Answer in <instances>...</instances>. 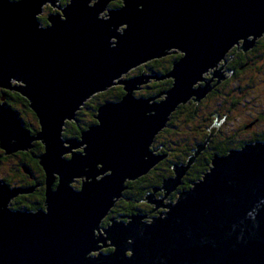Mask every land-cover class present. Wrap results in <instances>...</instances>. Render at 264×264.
<instances>
[{
	"label": "water",
	"instance_id": "obj_1",
	"mask_svg": "<svg viewBox=\"0 0 264 264\" xmlns=\"http://www.w3.org/2000/svg\"><path fill=\"white\" fill-rule=\"evenodd\" d=\"M90 1L0 0V88L24 96L41 128L32 135L3 96L0 148L10 155L39 141L46 175L45 209L37 211L9 208L35 186L10 188L0 179V264H264V140L216 154L202 179L165 203L225 118L142 200L156 204L151 212L165 211L150 222L133 214L100 226L126 182L164 158L151 146L172 112L226 79L233 47L246 52L264 36V0H123L107 9L108 19L100 14L112 0ZM48 4L59 12L44 25L39 16ZM172 48L183 53L164 76L172 86L156 97L135 96L156 76L124 75L177 53H168ZM215 67L211 79L203 76ZM115 84L124 86L121 99L101 104L97 122L80 138L64 139L66 122L88 98ZM79 178L76 189L72 182ZM109 245L111 252L92 254Z\"/></svg>",
	"mask_w": 264,
	"mask_h": 264
},
{
	"label": "rangeland",
	"instance_id": "obj_2",
	"mask_svg": "<svg viewBox=\"0 0 264 264\" xmlns=\"http://www.w3.org/2000/svg\"><path fill=\"white\" fill-rule=\"evenodd\" d=\"M94 2H95V0H91L90 4L93 5ZM117 2H118L117 0H112L109 3L110 8L115 9L112 7V4H118ZM59 4L61 6L65 5V3L63 4V0H61V2L57 3V5H59ZM117 6L118 5H115L116 8L121 7L120 5L118 7ZM55 12H59L58 7H54L52 5L44 6V11L39 17L42 20H43V18H46V21H47V16L49 14L55 13ZM106 12H107V10L105 12H103L101 14V16H104V14ZM47 24H48V22L45 25H47ZM125 27L126 26L124 25L122 28H125ZM122 28H121V30H122ZM262 37H264V36H262ZM262 37H260L257 40L256 44L253 47H251L249 50H247L246 52L243 50H240L241 53H246V54L248 53L249 61H248V64H246V66L243 67L244 70H242L241 73H239L238 75L236 74L237 76L235 77L233 75V73L228 74V71H225V70H227L226 66H225V68H224L225 73L224 74L226 77L230 76L231 77V78L229 77L230 80H227V82L225 84L223 83L224 82V80H223L222 82H220V84L214 86L216 84V79H215V81L212 82V86H214V87L210 90V92L208 93V96L203 98V100L205 102H201V105H200V111L203 112L204 114H207V115L210 112L213 113L214 111L212 109H214L215 107H218V109H216V110L220 111L221 120L225 118V120L220 124L219 129H222L221 132L223 133V135H226V134L230 135L231 133L238 134L239 138L237 139V142L239 144H241L242 147L247 144V142H245L244 140L254 138L255 136H261L262 134H264V57H259L260 51L264 52V49H260L259 52L256 49L259 42H260L259 40ZM113 40H115V39H113ZM236 46L238 47V45H236ZM173 50H175V48L170 49V52ZM229 52L227 53L226 60L230 59L231 55L229 54ZM163 57H168V56L165 55ZM156 59H158V58H155V59L149 60L147 62L141 63L140 64L141 66L138 65L139 67L134 69V71L137 72V74L143 73V72L145 74H148L149 70L146 69L148 67L147 65L150 63L151 64L155 63L154 60H156ZM163 59H165V58H163ZM233 59H234V57L232 55V58L229 61H227L226 64L231 63V61H233ZM224 60H225V58L223 60H221L218 67H220V65L224 63ZM161 64H163V62H161L159 64V67ZM214 70H216V67L210 68V70H208L207 72H204L203 76L206 78L207 76H209L210 71L213 72ZM133 74H135V73H133ZM129 75H128L129 77H127V78H131L132 74H129ZM209 79H211V77ZM238 80L241 81L239 86H237ZM230 87H232L231 91H229ZM3 90H5V89H3ZM217 90L221 91V93H219L218 95H217ZM141 91H142V93L140 91L136 90L135 96L140 97L142 94H148L149 95V94H151V92L153 90H145V88H144ZM104 93L96 95L94 103L92 102L91 105L96 106V103H98L100 100L102 102ZM160 93L161 92H158L157 95H159ZM110 95H112V92H108V94L105 95L104 98H109L108 96H110ZM156 96L150 95L149 97H156ZM192 99H194V98H192ZM89 100H91V98L88 99L85 103H90V102H88ZM156 100L160 101L158 98ZM2 102L3 101L1 100V103ZM85 103H84V105H85ZM84 105H82V107ZM95 106H93V107H95ZM17 107H18L17 111L20 113V117L26 123H28V125H30V127L33 129V130L30 129L31 134H36L38 130L40 131L41 128H39V123H38L37 117L34 116L31 111L27 110V108L24 107L23 105L18 104ZM21 111H23V112H21ZM79 111L80 110H78V112ZM79 118H81L80 120H81L82 125H84V123H90L94 119L93 114L86 112V110L83 112V115L80 116ZM182 118H183L182 116H181V118L180 117L174 118L175 120L174 119L173 120L175 122L172 120L173 121L172 126L179 125L181 128L183 127L182 129L171 130L170 128L167 129L168 126H166L161 131H164L165 129H167V131L162 132V135L160 134V132H161L160 131L156 135V136H158V135L160 136L157 138L160 141V142H157L158 144H160V145L164 144V141L167 140L166 136L167 137L170 136L169 139L174 141L175 139H180V138L181 139H187L192 133L195 132V130H196L195 123H188L187 124V128H189L190 130L186 129L185 126H183L184 123L182 126L180 125L182 123L181 122ZM215 119L216 120H214V123L220 122L219 117H216ZM251 122H256L253 125V128L246 129L245 125H247L248 123H251ZM168 123H169V121H168ZM214 123H213V125H214ZM70 133H71L70 126L69 125L67 126V122H66V125L64 126L63 132H62L63 138L67 139L69 136H71ZM254 133H256V134H254ZM257 134H259V135H257ZM74 138H80V136L74 137ZM38 142L39 141H37V142L34 141L33 142L34 148L30 149L29 151H18L16 153L10 154V155H6L5 151L0 148V179H3L5 183H8L10 188L21 187L23 184L27 183L28 181H31L28 177H26V176L24 177V174L26 171L22 170L20 165H21V163H22L21 161L23 159H27L29 156H31L33 154H35V155L40 154V151L36 147V144ZM253 142H256V141H253ZM155 145H157V144H152V146H151V149L153 151L157 149V146H155ZM42 149H44L43 145H42ZM205 149H206V147H205ZM74 151H76V152L82 151V148H76V149H74ZM158 151L159 150L154 151V152L157 154ZM191 155H195V151H193V153ZM215 155H213V156H215ZM221 155H224V154H221ZM66 156H69V155H66ZM164 159L165 158H162L161 160L163 161ZM209 164L211 166V161ZM208 168H210V167H208ZM208 170H205V171L207 172ZM43 175L45 176L43 178V181H45V190H46L45 172ZM78 180L82 181L81 178H79ZM77 181L72 182V185L77 186L78 185ZM128 183H129V181L126 182V184H125L126 188L123 191V193L126 190H129L128 189ZM191 185H192V182H191ZM22 187H28V186H22ZM35 190H36V187L34 188V191ZM137 190L140 191L139 188L134 189V191L138 192ZM40 193H41V190L40 191L36 190V195L40 194ZM29 194H31V193H21L18 196H16L15 198L11 199L10 203H9V208L15 209V210H31V211H37L39 209H45V205H44L45 200H44L43 206L40 204H38L36 207H35V205H32L33 207L31 209L24 207V205H26V203L28 201H35L36 200L35 196L32 198V197H30ZM162 195L163 194H161V196ZM121 198L119 200H121ZM144 199L145 198H143V200ZM157 199H160V196H157ZM122 200L124 201L123 198H122ZM167 202H168V200L165 201V203H167ZM119 203L120 204L122 203L121 204L122 206L125 205L122 201H120ZM17 206H22V207H17ZM154 206L156 208V204ZM37 207H40V208H37ZM162 209H163V207H159V208H157V211L156 212L154 211L153 213H157L158 211H160ZM105 219H104V222L101 223V225H100L101 227H103L102 225L106 223ZM148 220L150 222L152 219L148 218ZM126 221H128V219H126ZM100 231L103 232V230H101V229H100ZM95 232H97V230ZM100 244H101V246L103 245V243H100ZM105 250H107V251H105ZM112 250H113V248H107V249H103L102 252L103 253H109ZM96 252H98V251L96 250ZM92 254L98 255L99 252L98 253H92Z\"/></svg>",
	"mask_w": 264,
	"mask_h": 264
},
{
	"label": "flooded vegetation",
	"instance_id": "obj_3",
	"mask_svg": "<svg viewBox=\"0 0 264 264\" xmlns=\"http://www.w3.org/2000/svg\"><path fill=\"white\" fill-rule=\"evenodd\" d=\"M117 3L118 4H112V7L113 8H116L115 5H118L119 6L121 4L120 1H118ZM108 7L110 8V6H108ZM259 41L260 42H259V44H258V46L256 48L258 50V52L260 51V49H264V37H262ZM232 51H238L239 53H241L240 50H238V47L237 46L233 47L232 50H230V52H229L230 55H233L232 54ZM172 54L171 55H168L167 54V56L168 57L173 56V61H172V66H173L174 61H176L180 57H182L183 56V53L182 52H177V53H172ZM241 56L243 58H248V53L247 54L246 53H242ZM233 57H234V55H233ZM259 57H264V52H261L260 51V56ZM163 58H167V57L158 58V59H156V61L157 60H163ZM235 60L236 59L234 58L233 61H231V63L232 62H236ZM164 62H165V60L163 61V63ZM231 63L226 64L227 66L225 65L227 71H229V72H231L230 71V65H231ZM246 64H248V61H247ZM157 66H158V64H157ZM172 66H171V68H172ZM171 68H170V70H171ZM133 73H135V74H133ZM130 74H132L131 75V77H132V76L140 75L141 73H138L137 74V72L134 71V72H132ZM148 74H150V73H148ZM166 74L162 75L161 76V79L153 80V81H150L149 83L143 85L144 88H145V90H150L149 89V86H147V85H150V83H154V82L157 83L159 81L164 80V76ZM129 76H125V78H127ZM210 77L211 76L209 74V76H207L206 78L209 79ZM228 77H230V76H228ZM166 79H171V78H166ZM171 80H172V83H173V79H171ZM116 89L117 88L114 87L113 89L109 90L108 92H110V91L111 92L112 91H116ZM168 89H166V88L165 89L164 88L163 89L156 88L154 91L151 92V94H149V95L148 94H142L141 96H145V97H149L150 95L151 96H155L156 93L162 92V91L165 92ZM121 90L123 91L122 88H121ZM108 92H105V93H108ZM117 92H119V91H117ZM117 92H114L116 94V96H114V98H106V99H103L102 102L99 101L98 103H96V106L93 105L95 107L90 108V106L89 107L87 106L88 103H85V107H81L80 111L77 112L76 119L73 120V121H69L70 123L73 122V124H75L76 126H78L81 130H79V131L78 130L77 131H71V133H70L71 136H69L68 138H74V137L81 136L82 131L85 130L84 128H86V127L88 128L90 125L95 124L97 122L96 119H95V116L97 114L98 107L101 104H103L106 101H117V100H120L121 99L122 95H119V93H117ZM219 92H221V91L217 90V95H218ZM159 100H161V99H159ZM197 105L198 104H195L192 101H190V103H189V105L187 107L188 109H186V111H188L189 109L190 110H195L198 107ZM85 110L88 113H92L94 119H93L92 122H90V123H84V125H82L81 120H80L81 118H79V117L83 115V112ZM182 113L184 115L186 112L183 110ZM203 115H205V117L202 119L201 124L196 125L195 132L191 134V135H193L195 137V140L193 141L194 144H195V148L197 147V145H199V144H201V143H203L205 141V139L203 138V136L207 133V124H206V122H209L207 120V118H210V116H209V114L207 115V114H204V113H203ZM215 118H214V120H216ZM219 120L221 121V119H219ZM190 123H193V122H190ZM213 123H214V121H213ZM255 123L256 122L248 123L247 125H245V128L246 129H249V128L251 129V128H253V125ZM218 124H219V127H220V123H218ZM67 126H68V124H67ZM167 126H168L167 129L171 128V125L170 124L169 125L167 124ZM219 127H218L217 132L215 133V136H213L214 139L212 138L213 141L211 140V142H209V144L207 145L206 149L198 156L195 164L193 166H191V168L189 169V171L187 172V174L183 177L181 185L174 192H172L169 195V197L167 199L168 202L175 201L178 198V195H179V193H180L181 190L187 189V188L191 187V182L193 183V182H196V181L202 179V177L204 176L205 173L202 174L200 177H197V175L195 174V171H199V170L205 169V168H207L205 170H208L209 169L208 167H210V164H209L210 162L207 163V164H205V161H202V160H208L207 157H209V156L210 157L211 156L213 157V155H215V154L221 155V154H223L224 151H226V150L229 151V150H231L232 148H235V147L236 148H241L242 147V145L237 142V139L239 138L238 137V134L231 133L232 134L231 137L233 138V140L231 141V140H229L231 138L228 137L230 135H228V134H226L228 136L223 135V133L221 132L222 129H219ZM162 132H164V131H161L160 134H162ZM254 134H256V133H254ZM257 135H259V134H257ZM158 136H156V138L154 139L153 144H157V145H155V146H157V150H159L157 154L164 155V158L165 159L162 161V163L160 162L159 164H157L147 175L141 176L140 178H138L135 181L134 180L133 181H129V183H128V189L129 190H126L124 192V194H123L124 195V197H123L124 201L121 199V201L125 205L122 206L121 205L122 203L120 204L119 202H116L115 206L111 209V211L109 212V214L105 217L106 219L104 218L106 220V223L102 225L103 226L102 228L108 226L109 223H110V220L112 218H115V219H118V220L119 219H122V220H125L126 221V219H127L128 216L133 215V214H139V215H144L145 216V220L146 221H149L148 220V217L150 219H152L155 216H157L158 214H160V213H162L163 211L166 210V209L163 208L162 210L158 211L157 213H153V212H151V209H150L151 204L148 203L147 201H142L141 200V201L138 202V200H136L137 203H135V204L131 203L132 197L135 196V195H133V193L136 192V191H134V189H138L139 188L140 191H144L146 188H148V191H147V193H148L153 187H156V186L159 187V186H161V183H162V180L163 179L174 176L173 166H175L176 164H182V163L186 164L187 163V160L191 156V155H189L188 158H187V154H186V152L184 150L185 147L181 149V148H178V147L175 146L174 148L166 149L165 147L167 145V140L164 141V144L160 145V144L157 143V142H160L159 139H157ZM262 140H264V134H262L261 136H255L254 138H250V139H247V140H244V141L247 142V143H249V142H253V141H262ZM227 141H229L228 144H227ZM235 142H237L239 145H237ZM232 144H234V145L231 146ZM209 145H211L210 148H209ZM43 150L44 149H42V151H40V154L43 152ZM78 152H81V151H78ZM40 154H37V155L33 154V155L29 156L28 159H27V161L29 163L26 162V164H23V166L26 165L27 168H28V171L25 172L24 177L25 176L28 177L31 181H28L27 183L23 184L22 186H35L36 187V190H38V191L41 190V193L40 194H37L36 195V190L33 193L29 194L30 197H32V198L34 196L36 197V200L35 201H33V202L31 201L33 204H35V206H37L38 204H40V205L43 206V203H44V200H45V181H43V178L45 177L43 175L44 174V170H43V168L40 165L38 167V165L36 164V160H38V162H39L38 157L40 156ZM186 158H187V160H185ZM77 182H78L77 183L78 185L77 186H74V187L76 189H79L80 186H81V181L78 180ZM140 191H138V192H140ZM128 193H132V197L131 198H129V196H125ZM161 194H163V193L160 192V191L157 192L155 194V198H157V196H160L161 197ZM136 196H138V194ZM37 208H40V207H37ZM102 222H104V220ZM105 251H107V250H105Z\"/></svg>",
	"mask_w": 264,
	"mask_h": 264
},
{
	"label": "trees",
	"instance_id": "obj_4",
	"mask_svg": "<svg viewBox=\"0 0 264 264\" xmlns=\"http://www.w3.org/2000/svg\"><path fill=\"white\" fill-rule=\"evenodd\" d=\"M118 1H120V0H118ZM68 2V0H63V4L64 3H67ZM120 3H121V1H120ZM51 8V7H50ZM41 19V18H40ZM41 21L43 22V24L45 25L46 23H47V21H46V18H43V20L41 19ZM235 50V49H234ZM232 54L234 55V58L236 59L235 61L236 62H232L231 63V65H230V71L233 73V75L236 77L239 73H241V71L242 70H244L243 69V67H245L246 66V63H247V61H249V59L248 58H243L242 56H241V54L242 53H239L238 51H232ZM171 55V54H170ZM165 60V62L163 63V65L161 64L160 65V67H159V64L161 63V62H163ZM172 61H173V56H170V57H167V58H165V59H163V60H154V62L155 63H150V64H148L147 66V68L146 69H148L149 71H148V73H150L151 75H153V76H156V78H152L151 79V81H153V80H158V79H161V76L162 75H164V74H166L168 71H170V68H171V66H172ZM157 63H158V66H157ZM139 69V68H138ZM237 74V75H236ZM231 78V77H230ZM230 78L229 77H226V79L224 80V82L223 83H225V82H227V80H230ZM240 83H241V81H239L238 80V83H237V86H239L240 85ZM172 85V80L171 79H164V80H162V81H159V82H154V83H150V85H147V86H149V89L150 90H155L156 88H161V89H168L170 86ZM114 87H116L117 89H116V91H112L113 93H112V95H110V96H108L109 98H114V96H116V94L114 93V92H117V91H119V92H117V93H119V95H122L123 96V94H124V88H123V86H114ZM114 87H112V88H110L109 90H111V89H113ZM119 88V89H118ZM121 88L123 89V91L121 90ZM231 89H232V87H230V89H229V91H231ZM108 90V91H109ZM108 91H106V92H108ZM111 92V91H110ZM142 92V91H141ZM163 92V91H162ZM102 93H104V92H102ZM102 93H100V94H102ZM219 93H221V92H219ZM218 93V94H219ZM108 93H104V96L105 95H107ZM158 93H156V95H157ZM97 95H99V94H97ZM3 96H5L6 97V99H5V101L7 102V104L9 105V106H11L12 108H14L15 110H17L18 109V107H17V105L18 104H20V105H23L24 107H26L27 108V110H29V111H31L32 112V114L34 115V116H36L35 115V113L33 112V110L29 107V101L24 97V96H22L19 92H16V91H12V90H3V89H0V102H1V100H2V97ZM104 96H103V99H106V98H104ZM208 96V95H207ZM95 98H96V95L94 96V97H92L91 98V100H89V102L90 103H88V107L90 106V108H92L93 107V105H91V103L93 102L94 103V100H95ZM101 101V100H100ZM190 101H192L193 103H195V104H198L197 106V108L195 109V110H188V111H186V109H188L187 107H188V105H189V103H190ZM190 101H188L187 103H185V104H181L180 106H178V108L170 115V119L171 120H173L174 118H177V117H180L181 118V116L183 117L182 119H181V126L183 125V123H184V125L183 126H185V128L186 129H188L187 128V124L188 123H190V122H193V123H195V125H198V124H201V121H202V119L205 117V115H203V112H201L200 111V105H201V102H205L203 99L202 100H200L199 102L197 101H194L193 99H191ZM223 106V105H222ZM83 107H85V105L83 106ZM216 109H218V107H215L214 109H212L214 112L213 113H209V116H210V118H207V120L209 121V122H206V124H207V133L203 136V138L204 139H206L207 137H208V135H209V133H210V128L212 127V124H213V121H214V118L215 117H219V119H221L220 117H221V115H220V111H218V110H216ZM185 111L186 113L183 115V113H182V111ZM21 112H23V111H21ZM20 114V113H19ZM175 120V119H174ZM173 120V121H174ZM177 120V119H176ZM173 121H170L169 120V123H168V125L170 124L171 125V130H174V129H182L179 125H175V126H172L173 125ZM175 122V121H174ZM24 123H25V125H26V127L28 128V129H32L31 127H30V125H28V123H26L25 121H24ZM67 124L70 126V130L71 131H79V130H81L78 126H76L75 124H73V122H67ZM87 128V127H86ZM86 128H84V129H86ZM33 130V129H32ZM188 130H190V129H188ZM164 131H167V129H165ZM81 132V131H80ZM162 135V134H161ZM215 136V135H214ZM225 136H228V135H225ZM232 136V134H230V136H228V137H230L231 139H229V140H233V138L231 137ZM158 137H160V136H158ZM170 138V136H166V139H167V145H166V149H169V148H174L175 146L176 147H178V148H184L185 147V152H186V154H187V158H188V156L189 155H191L192 154V152L194 151V148H195V144H194V140H195V137L193 136V135H190L187 139H175L174 141L173 140H171V139H169ZM213 138V137H212ZM214 139V138H213ZM213 141V140H212ZM263 141V140H262ZM228 142L229 141H227V144H228ZM237 145H239L237 142H235ZM234 143V144H235ZM212 144V143H211ZM234 144H232L231 146H233ZM36 147H37V149L39 150V151H42V144L40 143V142H38L37 144H36ZM211 147V145H209V148ZM236 148V147H235ZM25 153V152H24ZM228 153V150H226V151H224L223 152V154L225 155V154H227ZM14 154V153H13ZM25 155V154H24ZM187 158L185 159V160H187ZM208 158V160H202V161H205V164H207V163H209L210 161H211V159H212V156L210 157H207ZM28 159V158H27ZM27 159H23L21 162V165H20V167L22 168V170H24V168H23V164H26V162H28L27 161ZM207 161V162H206ZM29 163V162H28ZM162 163V162H161ZM36 164L38 165V167H39V162H38V160H36ZM205 169H207V168H205ZM205 169H201V170H199V171H195V174L197 175V177H200L202 174H204L205 173ZM25 171V170H24ZM147 191H148V188H146L144 191H140V192H134L133 193V195H135V196H133L132 197V193H128L127 195H125V196H129V198H131L132 197V201H131V203H133V204H135V203H137V201L136 200H138V202L139 201H141V200H143V198H145V196H146V193H147ZM138 194V196H136ZM124 196V195H123ZM123 198V197H122ZM121 198V199H122ZM121 201V200H120ZM120 201H118V202H120ZM33 202V201H32ZM29 204V205H28ZM32 205H35V204H33V203H31V201H28L27 203H26V205H24V207H26V208H32L33 206ZM135 206V205H134ZM17 207H22V206H17ZM36 207V206H35ZM150 209H151V211H152V209H153V207L152 206H150Z\"/></svg>",
	"mask_w": 264,
	"mask_h": 264
},
{
	"label": "bare ground",
	"instance_id": "obj_5",
	"mask_svg": "<svg viewBox=\"0 0 264 264\" xmlns=\"http://www.w3.org/2000/svg\"><path fill=\"white\" fill-rule=\"evenodd\" d=\"M121 1V0H120ZM48 5H50V4H48ZM47 5V6H48ZM107 9H109V7H106V9L104 10V11H102L101 12V14L103 13V12H105ZM101 14H100V16H101ZM107 14V16H105ZM109 14V12H108V10H107V12L104 14V16H101V17H103V19H108L109 18V16L110 15H108ZM241 42H242V40H241ZM176 50V52H182L181 50H178V48L177 49H175ZM174 51V50H173ZM173 51H171V52H173ZM170 51H168V53H169ZM170 54H172V53H170ZM170 54H168V55H170ZM141 66V65H140ZM227 66V65H226ZM137 67H139V66H137ZM137 67H134V68H132V69H130L125 75H124V77H123V79H125V76H128L130 73H132V72H134V69H136ZM141 74H144V72L143 73H141ZM147 75V74H146ZM149 75V74H148ZM133 77V76H132ZM164 79H166V78H164ZM119 80H122V78H120V79H118L115 83H117ZM143 85H145V84H142V85H140V89H136L137 91H141L143 88H144V86ZM114 86H123V84H115V85H113V86H111L110 88H112V87H114ZM110 88H108L107 90H104V91H102V92H105V91H108ZM123 88H124V86H123ZM101 91H99L98 93H96V94H94V95H92L90 98H92V97H94L95 95H97V94H100V93H102ZM156 96V95H155ZM158 96V95H157ZM163 97H165V94H162V95H160V97H157L158 99H163ZM90 98H88V99H90ZM84 105V104H83ZM173 113V112H172ZM69 122V121H68ZM164 129V128H163ZM162 129V130H163ZM39 131V130H38ZM37 131V132H38ZM33 135V134H32ZM214 136V135H213ZM212 136V137H213ZM212 137H211V139H212ZM211 139L209 140V142H211ZM37 142V141H36ZM209 142L206 144V147H207V145L209 144ZM232 149H234V148H232ZM198 158V157H197ZM197 158H196V160H197ZM196 160H195V162H196ZM162 160H160L159 162H158V164L161 162ZM195 162L192 164V166L195 164ZM140 178V177H139ZM77 180V179H76ZM22 187V186H21ZM157 187V186H156ZM34 192V191H33ZM124 194V193H123ZM123 197V196H122ZM155 204L153 203V204H151V206L153 207V209L155 208V206H154ZM152 209V210H153ZM157 210H155V212H156ZM154 212V211H153ZM144 219V221H146L145 220V218H143ZM106 243L107 244H110L111 243V241L108 239L107 241H106ZM101 245V244H100ZM103 246V245H102ZM107 248H111V245H109V246H106V247H101L99 250H97L98 252H100V251H103V249H107ZM98 252H94V253H98Z\"/></svg>",
	"mask_w": 264,
	"mask_h": 264
},
{
	"label": "snow or ice",
	"instance_id": "obj_6",
	"mask_svg": "<svg viewBox=\"0 0 264 264\" xmlns=\"http://www.w3.org/2000/svg\"><path fill=\"white\" fill-rule=\"evenodd\" d=\"M120 6H123V0H121V4H120Z\"/></svg>",
	"mask_w": 264,
	"mask_h": 264
}]
</instances>
